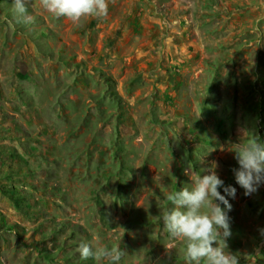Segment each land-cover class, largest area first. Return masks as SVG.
Segmentation results:
<instances>
[{
    "label": "rangeland",
    "instance_id": "obj_1",
    "mask_svg": "<svg viewBox=\"0 0 264 264\" xmlns=\"http://www.w3.org/2000/svg\"><path fill=\"white\" fill-rule=\"evenodd\" d=\"M12 2L0 0V264H103L81 242L119 247V264H185L166 197L210 171L236 188L227 251L264 264V184L245 196L232 171L236 144L264 142V0H109L77 23L29 0L28 25Z\"/></svg>",
    "mask_w": 264,
    "mask_h": 264
},
{
    "label": "clouds",
    "instance_id": "obj_2",
    "mask_svg": "<svg viewBox=\"0 0 264 264\" xmlns=\"http://www.w3.org/2000/svg\"><path fill=\"white\" fill-rule=\"evenodd\" d=\"M28 3L29 0H13L12 10L17 23H33ZM39 3L54 18H67L73 23L83 17L103 18L109 6V0H39ZM233 152L239 165L232 169L235 182L244 189L245 196H250L264 184V142L252 135V139L236 144ZM185 174L189 175L187 170ZM221 188L224 195L219 191ZM235 195L236 188L226 186L215 171L195 175L190 188L182 187L167 195L172 206L161 217L164 231L172 239L185 242V264H200L202 260L205 264H239L237 256L227 251L226 243L231 235L228 216L231 204L226 197L235 198ZM76 251L82 260H102L103 264H119L123 256L119 247L107 250L84 242Z\"/></svg>",
    "mask_w": 264,
    "mask_h": 264
}]
</instances>
